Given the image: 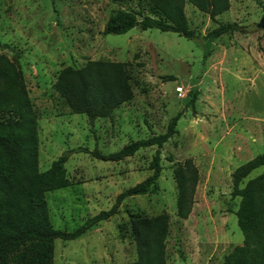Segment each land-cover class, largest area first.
<instances>
[{"label": "rangeland", "instance_id": "374dc122", "mask_svg": "<svg viewBox=\"0 0 264 264\" xmlns=\"http://www.w3.org/2000/svg\"><path fill=\"white\" fill-rule=\"evenodd\" d=\"M230 3L231 9L216 19L186 3L195 32L189 39L157 28L104 34V24L119 7L110 0H0V52L21 69L37 114L38 168L44 171L62 153L69 154L65 169L70 184L45 193L53 227L72 231L110 208L119 192L151 173L157 146L118 161L96 158L89 151L106 154L163 133L181 113L175 134L159 148L158 189L125 198L115 214L77 238H56L52 264L136 259L129 229L132 213H168L167 264H223L233 246L242 244L235 214L239 196L231 195V174L264 153V0ZM131 6L135 2L124 7ZM220 22H237L250 31L210 38L207 34ZM255 32L256 38L241 37ZM14 50L20 51L18 56ZM96 59L128 62L134 96L110 116L89 119L71 112L53 84L62 68ZM186 158L197 166L199 180L192 210L182 219L176 215L174 168ZM263 171L264 164L241 186Z\"/></svg>", "mask_w": 264, "mask_h": 264}, {"label": "trees", "instance_id": "16d2710c", "mask_svg": "<svg viewBox=\"0 0 264 264\" xmlns=\"http://www.w3.org/2000/svg\"><path fill=\"white\" fill-rule=\"evenodd\" d=\"M110 1L119 7L109 15L103 27L104 34L125 33L133 27L157 28L192 39L195 32L189 26L186 3H191L211 19L230 8V0ZM132 2L136 7H124ZM239 30L250 31L237 22H220L207 35L214 39ZM1 46L10 47L8 44ZM14 53L18 56L20 51L14 50ZM207 54L205 51V56ZM53 88L71 112L85 114L89 119L110 116L119 105L134 96L129 63L113 60H88L77 68L66 66L58 72ZM180 115L178 112L171 118L163 133L130 141L114 152L104 154L79 147L96 158L111 161L133 155L140 148L156 145L157 149L150 161L151 173L119 192L110 208L86 218L72 231L55 228L50 221L45 193L70 184L65 169L69 154L62 153L48 169L39 170L37 114L21 69L14 59L0 52V264H52L56 238H77L115 214L125 198L158 189L157 180L162 169L159 148L175 134ZM263 164L264 153H259L231 174V195L239 196L235 214L243 242L233 246L224 256L223 264H264V171L241 186L244 178ZM174 176L178 185L176 215L186 219L194 203L198 168L191 158H186L175 166ZM129 229L137 257L120 264H167V212L150 217L132 213Z\"/></svg>", "mask_w": 264, "mask_h": 264}, {"label": "crops", "instance_id": "0c3cea01", "mask_svg": "<svg viewBox=\"0 0 264 264\" xmlns=\"http://www.w3.org/2000/svg\"><path fill=\"white\" fill-rule=\"evenodd\" d=\"M231 9V3H230V8L228 9V10H230ZM251 36V37H258V35L259 34H257V32H255V33H246V34H241V37H246V39H247V37L248 36ZM262 41H264V36H262ZM225 55H226V53H225ZM225 226V225H224ZM219 232V231H218Z\"/></svg>", "mask_w": 264, "mask_h": 264}, {"label": "water", "instance_id": "95a60500", "mask_svg": "<svg viewBox=\"0 0 264 264\" xmlns=\"http://www.w3.org/2000/svg\"><path fill=\"white\" fill-rule=\"evenodd\" d=\"M260 25H261L262 28L264 27V16H263V18H262V20L260 22Z\"/></svg>", "mask_w": 264, "mask_h": 264}]
</instances>
